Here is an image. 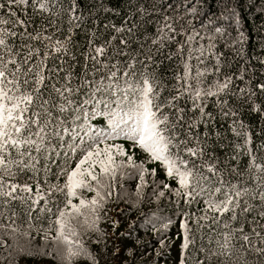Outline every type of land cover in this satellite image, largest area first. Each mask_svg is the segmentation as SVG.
Returning a JSON list of instances; mask_svg holds the SVG:
<instances>
[{"label": "snow or ice", "instance_id": "snow-or-ice-1", "mask_svg": "<svg viewBox=\"0 0 264 264\" xmlns=\"http://www.w3.org/2000/svg\"><path fill=\"white\" fill-rule=\"evenodd\" d=\"M0 248L264 264V0H0Z\"/></svg>", "mask_w": 264, "mask_h": 264}, {"label": "trees", "instance_id": "trees-1", "mask_svg": "<svg viewBox=\"0 0 264 264\" xmlns=\"http://www.w3.org/2000/svg\"><path fill=\"white\" fill-rule=\"evenodd\" d=\"M245 16H247L246 13H245ZM256 22L259 23V16H257V18H256ZM243 26H244L245 28H247L249 31H251V28H252V22H251V20L248 19V18H245V19L243 20ZM148 207H149V206L146 205L142 210H145V211H146ZM103 226H104V225L102 224L101 227H103ZM32 235H33V236H36V233H32ZM8 242H9V243H12L11 240H9ZM19 242L22 243V244H27V243H28V240H27V238H20V241H19ZM33 243H34V244H39V243H40V241H39V237H36V239L33 241ZM5 255H6V253L4 252V250H3L2 248H0V256H5ZM3 264H7V261H4Z\"/></svg>", "mask_w": 264, "mask_h": 264}]
</instances>
